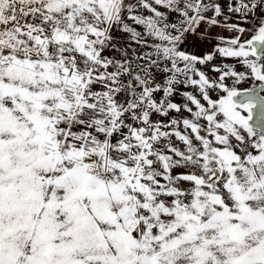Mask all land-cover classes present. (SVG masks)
I'll list each match as a JSON object with an SVG mask.
<instances>
[{"label": "snow or ice", "instance_id": "obj_1", "mask_svg": "<svg viewBox=\"0 0 264 264\" xmlns=\"http://www.w3.org/2000/svg\"><path fill=\"white\" fill-rule=\"evenodd\" d=\"M0 264H264V0H0Z\"/></svg>", "mask_w": 264, "mask_h": 264}]
</instances>
